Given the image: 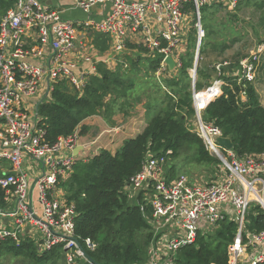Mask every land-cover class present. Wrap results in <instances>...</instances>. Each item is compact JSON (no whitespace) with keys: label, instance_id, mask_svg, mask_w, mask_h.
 <instances>
[{"label":"built area","instance_id":"1","mask_svg":"<svg viewBox=\"0 0 264 264\" xmlns=\"http://www.w3.org/2000/svg\"><path fill=\"white\" fill-rule=\"evenodd\" d=\"M72 1L74 8L87 15L86 20L65 19L39 0H16L0 20V161L9 164V170L0 176V201L4 203L0 245L29 241L39 255L61 249L67 264L88 260L76 233V208L61 191L79 160L76 151L81 136L77 131L47 143L38 109L50 101L60 83L77 90L84 87L89 74L80 72L78 64H91L92 56L87 48L78 49L80 32L87 29L110 37L115 58L126 52L129 42L146 46L149 56L162 54L155 72L162 80L172 77L168 57H173L178 70L181 67L193 21L198 54L204 36L201 8L217 6L235 12L239 5V0ZM186 3H193L195 9L185 10ZM100 6L109 7V12L99 20L92 13ZM260 44L240 62L239 82L256 90L264 63V43ZM192 76L195 79L196 72ZM225 85L224 80L216 79L209 88L193 92L194 132L219 160L217 178L211 182L172 178L169 152L149 156L126 187L130 198L135 197L134 192L136 199L140 197L144 213L151 210L153 240L146 264H176L180 249L212 234L225 221L237 226L234 242L228 247V264H264V230L249 229L252 207L264 211V153L239 157L234 149L218 142L224 137L222 130L202 119L203 111L223 94ZM242 98L246 99V91ZM85 243L90 250L96 248L90 239Z\"/></svg>","mask_w":264,"mask_h":264},{"label":"trees","instance_id":"2","mask_svg":"<svg viewBox=\"0 0 264 264\" xmlns=\"http://www.w3.org/2000/svg\"><path fill=\"white\" fill-rule=\"evenodd\" d=\"M15 2L0 0V15H4ZM250 5L256 6L263 15L260 29L264 34V0H239L237 10ZM184 7L187 11L195 9L193 3H186ZM217 11V6L201 8L204 36L195 86L191 70L196 62L198 32L193 21L179 71L160 82L166 93L160 112L155 113L142 133L126 140L116 153L101 150L90 158L79 159L71 177L62 185L68 203L74 204L77 211L76 233L84 253L98 264H146L148 260L153 240L149 219L151 210L147 208L144 213L138 201L131 204L132 198L126 187L141 171L149 156L167 155L170 152L168 159L174 160L188 145L195 162L219 165V160L206 150L202 139L188 126V121L196 116L194 91L209 88L218 78L224 80L228 85L223 86V94L203 111V121L220 128L223 136L232 140L234 152L239 157L264 153V106L256 88L249 83H240L238 77L229 76L225 70L219 71L213 62L202 64L205 55L212 59L213 54L220 53L222 56L228 49L225 42L211 38L217 33V26L213 24ZM110 43L107 35L95 33L93 46L100 53L109 51ZM260 43H264V40ZM127 46L141 56L134 59L124 56L130 62L129 70L132 72L124 70L122 63L113 70L105 63L97 62L95 73L87 75L82 90L66 82L60 83L55 87L50 101L40 105L39 126L45 130L47 143L54 144L61 137H68L77 131L81 137L86 135L88 129L84 122L93 116L103 117L114 124L115 114L119 112L129 116L141 103L140 83H135L136 80L130 75L146 71L145 78L155 81L153 73L159 69L163 55L155 53L154 57L149 56L150 50L142 44L128 43ZM146 54L148 58L143 57ZM246 57L239 53L230 60L233 69L239 67ZM244 91L245 100L242 98ZM168 170L171 177L175 175L169 161ZM3 207L4 203L0 201V208ZM249 229L264 230V211L258 206L251 209ZM236 233L234 222L221 223L212 234L200 236L194 244L180 249L176 254V264H228V247L234 242ZM87 239L95 244L94 250L87 248ZM2 256L23 258L33 264H48L63 254L61 249H55L39 255L29 241L20 244L7 241L0 245Z\"/></svg>","mask_w":264,"mask_h":264},{"label":"rangeland","instance_id":"3","mask_svg":"<svg viewBox=\"0 0 264 264\" xmlns=\"http://www.w3.org/2000/svg\"><path fill=\"white\" fill-rule=\"evenodd\" d=\"M78 18L81 20H86L87 15H84L81 11L78 12ZM235 15V17H233ZM3 15H0V20ZM263 18L262 13L257 9L256 6L250 5L244 7L240 10H236L235 12L226 11L222 7H218V11L214 16L213 24L217 26V33L211 38L217 42H225L228 45V49L226 53L220 56V53H216L212 55V59H208L206 55L205 58L202 60V64L206 65L210 62H213L217 67L220 65L222 66L226 62L230 64V66H222V71L225 70L226 73L228 71H240V66L233 69L234 67L231 66L230 60H233L236 55L239 53L251 56L255 53L258 49V46L261 45L260 41L264 40V34L262 29H260V22ZM191 25V22L189 21ZM204 33V32H203ZM235 41V42H233ZM132 43V42H129ZM136 43V42H134ZM133 44V43H132ZM128 50V52H127ZM126 52L122 55L128 56L132 59L137 58V56H133L138 54L136 50H131L127 46ZM130 51V52H129ZM211 52V51H210ZM209 52V53H210ZM124 63L127 64V67H124ZM123 69L130 72V62L123 59ZM262 68V67H261ZM179 71V70H178ZM132 72V71H131ZM169 77L166 76L164 79H168ZM156 81H147L143 79L142 81H138L139 84V93L143 100L147 101L145 105L147 110H154V114L151 115L150 119L155 115V113L160 112L161 105H163V101L165 99V91L161 87V83ZM256 87L262 102L264 103V65L263 68L259 71L258 81L256 83ZM140 97V98H141ZM154 105V106H152ZM138 110V109H137ZM137 110L134 112L136 113ZM133 111V110H132ZM139 113V112H138ZM196 120L191 118L188 121V126L192 131L195 130ZM92 156H89V158ZM169 164L174 167V178L179 176H187L191 179L198 180L199 182H211L217 178L218 174V166L217 165H209V164H201L197 163L193 160V151L189 148L188 145L184 147L180 156L177 159L169 160ZM9 170V164L5 161H0V176L3 174L4 171ZM61 191H66L65 188L61 189ZM135 197L130 199V203L134 204L136 201ZM133 193V194H134ZM55 261V262H54ZM0 264H33L32 262L25 260L23 258H13L9 256H2L0 257ZM48 264H67L66 259L64 256L57 259L53 258L51 262ZM75 264H90L86 259H79L75 262Z\"/></svg>","mask_w":264,"mask_h":264},{"label":"crops","instance_id":"4","mask_svg":"<svg viewBox=\"0 0 264 264\" xmlns=\"http://www.w3.org/2000/svg\"><path fill=\"white\" fill-rule=\"evenodd\" d=\"M39 1L43 4L45 8L49 10L51 9V10L60 11L65 19L72 21L81 20L80 18H78V14H79L78 12H80L81 10L73 7L72 0H39ZM108 12H109V7L100 6L93 9L92 15L100 20L103 16L107 15ZM82 13L86 15L84 12ZM85 30L86 31L82 30L80 32V39L77 42V45H78V49H83V50H85V48L88 49V52L92 56V61L91 64H88L84 61L78 64L80 72H85L87 74L95 73L96 71L95 64L97 62H103L110 69L115 70L119 65V63L121 62V59H119V57L115 58L114 52L112 51L111 43L109 44L110 47L109 51L102 54L98 50H96L93 46L94 35L97 32L93 30H87V29ZM185 52L186 50L183 52V54H185ZM199 55H200V50L198 54L196 53V59L197 57L199 58ZM134 56L139 57L140 55L135 54ZM143 57L148 58L149 56L148 54H146L143 55ZM225 64L223 65L226 67L230 66V64L227 62ZM215 66L217 67V65ZM193 71L196 72L195 79H193L192 76ZM171 72L176 74L178 72V69L175 68V70ZM145 73L146 71H143L142 73L132 74L130 75V77L136 80L135 83H137V81H142L141 78L148 81L150 78H145L144 76ZM153 75L155 76L154 73ZM228 75L231 77L239 78L240 71L237 72L228 71ZM191 77L193 79V82L195 80L196 83L197 69L195 67L193 70H191ZM155 78L157 79L156 76ZM161 81L162 80L157 79V82H161ZM146 104L147 101L142 100L140 104L135 106V109L131 111L129 116H125L124 114L118 112L113 117L114 124H110L106 119L100 116H93L85 120L84 125H86L88 132L86 135L81 137V145L78 147L76 151L79 159L88 158L89 156L97 155L101 150H108L112 153H116L124 145L126 140L135 138L137 135L142 133V131L147 127L151 115L154 114V110L152 109L147 110L145 106ZM262 105L264 106L263 102ZM136 110L137 112L134 113Z\"/></svg>","mask_w":264,"mask_h":264},{"label":"water","instance_id":"5","mask_svg":"<svg viewBox=\"0 0 264 264\" xmlns=\"http://www.w3.org/2000/svg\"><path fill=\"white\" fill-rule=\"evenodd\" d=\"M166 63L169 65V68L171 71H174L176 68V62L173 59V57H168L166 59ZM198 63H199V58L197 57L196 62H195V68L197 69L198 67ZM194 84H195V80H194ZM218 142L220 143V145L224 146L226 149L231 150L234 148V144L232 142L231 139L229 138H225V137H221L218 139ZM86 258L88 259L89 262H91L92 264H98L95 261H93L90 257L86 256Z\"/></svg>","mask_w":264,"mask_h":264}]
</instances>
